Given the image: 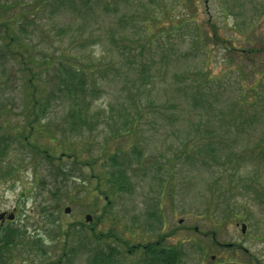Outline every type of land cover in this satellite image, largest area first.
Returning <instances> with one entry per match:
<instances>
[{"label": "rangeland", "instance_id": "374dc122", "mask_svg": "<svg viewBox=\"0 0 264 264\" xmlns=\"http://www.w3.org/2000/svg\"><path fill=\"white\" fill-rule=\"evenodd\" d=\"M24 1V55L35 59L25 61L47 104L26 129L33 87L0 37V124L10 128L0 209L18 208L10 226L20 231L9 243L0 233L4 264H90L97 234L110 232L141 243L168 234L179 264H264V0ZM140 56L143 85L127 72ZM63 61L88 76L91 126L72 132ZM115 152L131 188L110 193Z\"/></svg>", "mask_w": 264, "mask_h": 264}, {"label": "trees", "instance_id": "16d2710c", "mask_svg": "<svg viewBox=\"0 0 264 264\" xmlns=\"http://www.w3.org/2000/svg\"><path fill=\"white\" fill-rule=\"evenodd\" d=\"M0 2V37L3 39V46L6 55H12L16 58L19 56L23 63L25 64V70L28 71L27 82L31 84L33 90L29 95L30 101H28V106L30 107L29 114L31 118L27 121V125H29V130L32 129V123L38 120L39 113H45L46 108L42 106V102H44L46 106L45 95H37L36 91V83L33 80L37 81L35 78V74L38 72L33 67L26 64L25 59L28 61L34 62L35 59L33 56H30L29 52L24 55V52L28 51V47L26 43L22 39V35L26 34L28 30V25L32 20L29 15L30 9L26 7L28 3L24 0H10L6 2V0H1ZM39 0H32L30 3L36 6V2ZM42 1V0H41ZM49 1V0H44ZM58 1L59 4L64 5V0H52ZM73 3V0H69ZM82 2V1H81ZM86 2V0H85ZM71 3H68V6H71ZM87 4V3H86ZM85 4V5H86ZM65 6V5H64ZM81 9V8H79ZM22 10V11H21ZM5 11V12H3ZM87 11V10H86ZM85 10L82 11L85 14H88ZM81 12V13H82ZM164 14L172 15L171 11L163 10ZM80 13V14H81ZM181 17H178V20ZM14 30V31H13ZM215 34V33H214ZM114 39V38H113ZM114 43L116 44V40L114 39ZM118 46V44H117ZM128 49H135L129 48ZM144 49V47L142 48ZM139 55H142L143 52L139 49ZM5 56V55H4ZM131 57L136 58V54L131 55ZM143 61V56H140V59L135 63L132 61H128L127 72L129 74L136 71V77L134 80H139L140 84L146 83V77L144 75V66L145 63ZM43 64L45 68H47L50 64L49 61H39L35 64ZM69 65V66H68ZM57 71V70H56ZM58 71L63 72L64 75L61 76L60 83L62 84V90L65 92V96L71 101V108L68 109V121L66 125H68L67 130L72 132L75 131L76 128L82 127L83 125L90 127L91 124H88L90 121L87 118V103H82L84 100L83 95L87 91L86 79L87 75L85 71L80 70V67L76 69V66L70 64L68 62L63 61V63H59ZM146 80V81H145ZM41 107V108H40ZM86 108V109H85ZM112 111L113 108H110ZM87 127V128H88ZM10 129V128H9ZM9 129L5 128V125L0 124V159L3 160L2 157L6 154L8 150V143L5 140L6 134L9 132ZM14 137L19 140H24L26 138V133L23 132L21 135L18 132L14 131L12 128ZM7 132V133H6ZM17 133V134H16ZM39 150H41L39 148ZM47 152V151H43ZM111 155V154H110ZM109 155V156H110ZM111 161V168L107 169L105 175V182L108 185V191L113 193L116 190L125 191L131 188V182L129 181V175L127 173V169L124 166L123 157H119L117 152L113 153L109 157ZM10 171H6L5 174H9ZM94 225V223H93ZM92 225V226H93ZM91 226V227H92ZM8 233V234H7ZM5 235H2L1 238L6 240V243H9L7 239L11 237H15L20 233L19 229H8ZM13 234V235H12ZM168 234H157L155 239L149 240L145 243H141L136 239V235L130 234V238L124 237H116V235L112 232L109 234H97V237L103 241V247L96 248L90 260V264H118L115 259V253L117 252V246L123 249V253L127 256V260L121 264H135L137 262L144 261L145 264H179L181 252L177 246L174 245H164L163 240ZM110 238L113 242H116L114 246L110 245ZM216 242V241H215ZM38 239L32 241V246L36 248V250L40 251L37 247ZM226 246V245H225ZM240 247V246H239ZM32 248V247H31ZM33 249V248H32ZM5 252L1 250L0 247V264H4ZM234 264V263H232Z\"/></svg>", "mask_w": 264, "mask_h": 264}, {"label": "flooded vegetation", "instance_id": "af4514ba", "mask_svg": "<svg viewBox=\"0 0 264 264\" xmlns=\"http://www.w3.org/2000/svg\"><path fill=\"white\" fill-rule=\"evenodd\" d=\"M17 213L18 208L15 206L9 210L0 209V233L5 234L2 230L6 229L7 232V230L12 227L10 225L15 222Z\"/></svg>", "mask_w": 264, "mask_h": 264}, {"label": "water", "instance_id": "95a60500", "mask_svg": "<svg viewBox=\"0 0 264 264\" xmlns=\"http://www.w3.org/2000/svg\"><path fill=\"white\" fill-rule=\"evenodd\" d=\"M65 211L68 212L69 211V207H66ZM90 218H91L90 215H86V220H90ZM241 229H242V231H244V229H245V225L244 224L241 225Z\"/></svg>", "mask_w": 264, "mask_h": 264}]
</instances>
